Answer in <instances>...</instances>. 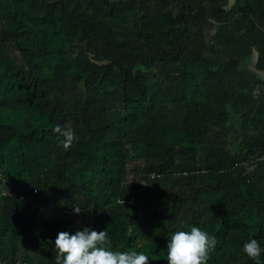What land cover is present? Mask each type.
<instances>
[{
	"label": "trees",
	"instance_id": "16d2710c",
	"mask_svg": "<svg viewBox=\"0 0 264 264\" xmlns=\"http://www.w3.org/2000/svg\"><path fill=\"white\" fill-rule=\"evenodd\" d=\"M222 5L0 0V264H55L57 234L83 227L149 264L200 227L207 264H255L264 80L207 56L245 54L241 33L264 71V0Z\"/></svg>",
	"mask_w": 264,
	"mask_h": 264
},
{
	"label": "clouds",
	"instance_id": "9594fccd",
	"mask_svg": "<svg viewBox=\"0 0 264 264\" xmlns=\"http://www.w3.org/2000/svg\"><path fill=\"white\" fill-rule=\"evenodd\" d=\"M54 132L65 138L62 146L66 151L76 139L70 129L65 130L60 125H56ZM80 211V208L74 207L75 213ZM54 243L55 264H149V256L143 252L111 250L112 242L106 229L96 231L83 227L74 234L61 231ZM216 243L215 236L200 227L176 231L167 239V264H207L209 253ZM242 251L255 264H260L264 248L256 239L244 243Z\"/></svg>",
	"mask_w": 264,
	"mask_h": 264
},
{
	"label": "crops",
	"instance_id": "0c3cea01",
	"mask_svg": "<svg viewBox=\"0 0 264 264\" xmlns=\"http://www.w3.org/2000/svg\"><path fill=\"white\" fill-rule=\"evenodd\" d=\"M236 0H216V2H222L223 8L229 9ZM237 38L242 42V45L245 50V54L240 55L236 54L232 57H228L223 54L218 55H211L207 56L213 61L214 66L215 65H228L231 67H235L238 69L246 70L250 73H254L256 75V78L260 80H264V71H257L255 69V62H256V51L251 45V43L244 38V36L240 33L237 35Z\"/></svg>",
	"mask_w": 264,
	"mask_h": 264
},
{
	"label": "built area",
	"instance_id": "2783aa9c",
	"mask_svg": "<svg viewBox=\"0 0 264 264\" xmlns=\"http://www.w3.org/2000/svg\"><path fill=\"white\" fill-rule=\"evenodd\" d=\"M261 159H264V155L262 156V158ZM129 202H131V200H129Z\"/></svg>",
	"mask_w": 264,
	"mask_h": 264
}]
</instances>
